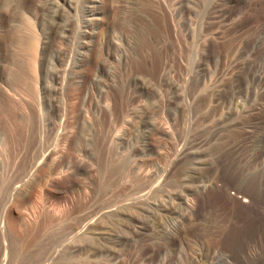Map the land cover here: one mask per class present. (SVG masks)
<instances>
[{
    "label": "rangeland",
    "instance_id": "1",
    "mask_svg": "<svg viewBox=\"0 0 264 264\" xmlns=\"http://www.w3.org/2000/svg\"><path fill=\"white\" fill-rule=\"evenodd\" d=\"M0 264H264V0H0Z\"/></svg>",
    "mask_w": 264,
    "mask_h": 264
},
{
    "label": "bare ground",
    "instance_id": "2",
    "mask_svg": "<svg viewBox=\"0 0 264 264\" xmlns=\"http://www.w3.org/2000/svg\"><path fill=\"white\" fill-rule=\"evenodd\" d=\"M29 25V24H28ZM31 34V33H30ZM32 38V37H31ZM30 38V39H31ZM29 39V40H30ZM37 48H36V40H35V37H34V39H31L29 42H28V44H27V48H26V50H27V52H28V54L31 56V61H30V63L32 62V64H33V57H34V55H35V52L37 51L36 50ZM29 56V57H30ZM30 65V64H29ZM31 68H32V72H34V66L33 65H31ZM30 69V68H29ZM16 78V77H15ZM245 201V199H243V202Z\"/></svg>",
    "mask_w": 264,
    "mask_h": 264
}]
</instances>
